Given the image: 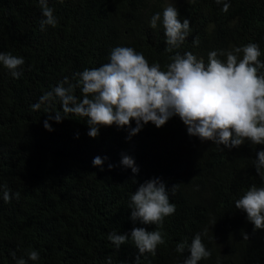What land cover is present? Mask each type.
<instances>
[{"label":"trees","instance_id":"obj_1","mask_svg":"<svg viewBox=\"0 0 264 264\" xmlns=\"http://www.w3.org/2000/svg\"><path fill=\"white\" fill-rule=\"evenodd\" d=\"M227 2L225 12L216 0H179L175 7L181 20L189 19L191 33L169 53L163 28L149 26L164 0H49L59 23L46 31L40 30L38 0H0V51L25 61L19 79L0 66V185L20 193L9 203L0 199V264H15L11 253L20 257L29 249L40 254L29 264H106L109 256L112 264H182L190 253H176V244L190 243L205 228L202 242L211 256L198 264H264V230L253 231L234 205L251 185L264 186L254 166L264 145L246 139L229 149L201 141L178 115L161 127L148 122L130 139L127 126L115 125L90 137L85 118L72 114L50 120L54 131H48L45 111L55 115L62 105L30 107L65 76L108 62L115 46L133 47L162 68L176 52L207 61L211 50L249 42L259 45L264 60V0ZM75 94L81 95L79 88ZM123 154L134 157L138 173L120 164ZM98 155L107 158L103 170L92 164ZM156 177L169 188L179 183L175 194L169 192L175 212L161 228L166 243L137 262L130 240L117 250L107 237L134 227L155 229L134 222L127 205L140 184Z\"/></svg>","mask_w":264,"mask_h":264},{"label":"clouds","instance_id":"obj_2","mask_svg":"<svg viewBox=\"0 0 264 264\" xmlns=\"http://www.w3.org/2000/svg\"><path fill=\"white\" fill-rule=\"evenodd\" d=\"M216 3L222 5V11L229 8L227 0H216ZM176 4L163 6L162 12L153 14L149 21L151 28H157L158 24L163 28L165 51L169 53L180 48L191 33L189 19H180ZM38 5L42 17L40 30L56 27L59 20L49 0H38ZM193 44H199L198 37L193 39ZM261 55L259 45L249 42L228 50H211L207 61L191 51L176 52L162 68L160 63H149L143 52L133 47L115 46L110 50L108 62L75 72L71 79L65 76L30 107L36 111L57 101L62 105L63 110L56 111L55 115L51 114L52 110L45 111L49 116L43 126L48 131H54L50 120L62 122L72 114L85 118L82 121L89 126L87 134L90 137H97L102 126L115 125L117 128L127 126L130 139L148 122L161 127L178 115L187 133L201 141H212L229 149L239 147L246 139L252 145H264V60L259 59ZM24 63L22 56L0 51V66L12 78L19 79L23 75L20 66ZM77 88L80 96L75 94ZM105 159L98 155L92 164L103 170ZM120 164L133 173L139 172V165L130 155L123 154ZM254 166L264 180V149L258 151ZM108 167L111 169L114 165ZM178 184L169 188L156 177L140 184L130 194L127 206L131 209V219L155 225V229L134 227L130 233H108V240L117 250L130 240L139 251L137 262L146 253L156 255L157 247L166 243L161 231L164 219L175 212L169 192L175 194ZM13 197L19 199L20 193H12L7 184L0 185V199L9 203ZM234 205L247 214L253 231L264 230V186L251 185ZM206 234L207 228L203 233H196L190 243L184 240L176 244V253L183 254L186 249L190 253L182 264H198L211 256L202 242V235ZM242 237L248 239V233L242 232ZM11 255L15 264H29V261L40 259L39 252L34 249L27 250L24 256L17 257L15 251ZM106 264H112L110 256Z\"/></svg>","mask_w":264,"mask_h":264},{"label":"rangeland","instance_id":"obj_3","mask_svg":"<svg viewBox=\"0 0 264 264\" xmlns=\"http://www.w3.org/2000/svg\"><path fill=\"white\" fill-rule=\"evenodd\" d=\"M179 0H164V7L167 6L169 3H174V5L178 2Z\"/></svg>","mask_w":264,"mask_h":264}]
</instances>
